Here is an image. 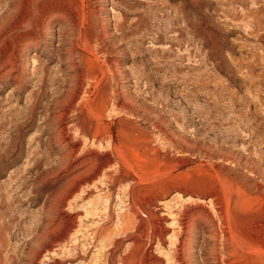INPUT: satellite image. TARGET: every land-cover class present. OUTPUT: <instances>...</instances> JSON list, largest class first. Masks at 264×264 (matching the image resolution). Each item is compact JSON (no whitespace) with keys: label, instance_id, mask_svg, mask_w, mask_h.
I'll return each mask as SVG.
<instances>
[{"label":"rangeland","instance_id":"rangeland-1","mask_svg":"<svg viewBox=\"0 0 264 264\" xmlns=\"http://www.w3.org/2000/svg\"><path fill=\"white\" fill-rule=\"evenodd\" d=\"M81 1L83 17L104 39L102 50L91 42L94 56L113 64L115 78H108L105 109L79 101L67 119L92 110L112 121L118 157L106 168L110 180L101 176L71 194L72 175L55 142L54 114L66 105L45 103L55 93L50 85H64L60 79L74 71L62 72L74 63L92 76L76 98L93 90L100 73L80 61L78 49L71 56L60 49L66 30L54 21L39 47L20 53L27 77L0 81V264H121L135 249L126 264H174L169 257L181 239L183 264H264L257 251L264 250L257 171L264 170V0ZM187 196L213 198L231 233L216 220L183 236L176 226L166 229L169 212L193 213ZM68 215L78 217L82 234L66 237ZM89 228L104 229L103 238L92 243Z\"/></svg>","mask_w":264,"mask_h":264},{"label":"bare ground","instance_id":"bare-ground-1","mask_svg":"<svg viewBox=\"0 0 264 264\" xmlns=\"http://www.w3.org/2000/svg\"><path fill=\"white\" fill-rule=\"evenodd\" d=\"M83 12H84L83 3L81 0H0V81H3L4 79H11L16 82H19L21 78L27 77L26 74H24L21 71V66L19 65V62H18L20 53L24 52L26 47H29V46L39 47V44L42 42L44 31L45 30L48 31L49 26L54 21H58L65 28L64 30H66V34L64 35L60 43L61 44L60 49L62 50V48L63 49L65 48V51H66L65 53H67L68 56H71L72 52L78 49V51H75L74 53L80 52V54H78L80 61H82L83 64L85 63L86 66L88 67H95L99 70L98 71L100 73L99 80L95 81L96 83L94 84L93 90L92 91H89L88 89L84 90L85 95L83 94L82 95L83 98L79 99L78 97L76 98L73 95L77 93V91L76 93H74L75 89L76 88L79 89L78 86L83 84V82L86 81V79H88V77L91 76V75L89 76L90 72L88 73V70L86 71L80 68L79 65L77 64L78 62L74 63L73 67L66 69V70L64 69V71L62 72L63 76L68 75L72 71H74V73L69 74L68 78H65V79L62 78L63 80L60 79L61 81L58 79L59 77L58 78L56 77V79H58L60 82L64 81V85H63V82L61 84L58 81H57L58 84L56 86H54L53 84L50 85L54 87V88L52 87L53 88L52 92H55V93H54V96L52 97L50 96L51 98L48 99L47 102L45 103V106L47 104H49L50 106L51 105L53 106L66 105L64 111H57V113L54 114L55 121H58L57 123H59L58 129L55 133L56 136L59 137V140L56 139L55 142L60 143L61 145L60 149L63 150V156H64L63 162L64 164H66L65 165L66 171L69 172V175H72V178H70L69 180V184L73 185L74 187L72 189L73 191L71 192V194L74 197L79 192H84V190H86L88 187L94 186L96 183V179L100 178L101 176H103L104 178L106 177V179L108 177L109 179L110 175H108L109 173L106 172V168L112 165L114 163V159L118 157L117 156L118 146L116 147L115 138H114V126H113L112 121L105 122L104 120H102V118H98L99 116L94 117L93 114L91 115L89 113L92 111L90 108L89 110L91 111L86 112V113H83L84 110L83 112L81 110H79L78 112L76 111L78 115L74 117L75 121L67 119L69 116L68 114L69 111L72 112L73 105L76 102L81 101L82 103L83 101V103H87L88 101H94L98 103L99 105H101V108H104L106 106L107 102L110 100V95H109L110 93L108 94L107 92L108 78L113 77L114 70H115V69L113 70L112 63L105 62L106 65H104V63H100L97 60L98 58L94 56V51H96V48L97 49L99 48L102 50L103 47L101 48V44L104 43L103 41L104 39H102L99 36L100 34L94 31L93 22H92V19H90L91 16L86 19V17L85 18L83 17ZM16 30L23 31L21 34L18 31V33L21 36V40L15 39L17 37L16 36L17 34H15ZM105 34H106V31H104L103 33L104 37H105ZM91 42L97 43V47L95 49L92 48ZM58 58L60 61L61 60L63 61V59H61L60 56ZM45 75H48V74L45 73ZM43 76L44 75H41V77L39 76L40 83H38L39 84L38 88L41 91L44 90L43 84H45L43 83ZM53 80H52V83L56 84L55 82H53ZM91 81L92 80H90V82ZM60 84L63 85L64 88L59 93L58 90H60L59 89ZM88 84L90 85V83ZM51 95H53V93ZM77 95H79V93ZM116 102H117V98H116L115 103ZM130 103L131 102H129V104ZM121 107L126 108L127 105L126 107L123 105ZM102 111L103 109L101 111L98 110L97 113L101 112L102 114L103 113ZM125 111L126 110H124V113ZM97 113L96 115H98ZM126 128L127 127L125 128L122 127L119 130V134H123L124 132H126L125 131ZM79 136L83 137V141L82 140L79 141ZM78 141H79V144L75 145V143H78ZM102 143H105L107 145L104 147ZM90 145H98V147L103 148V150L101 151L95 150V149L93 150L92 148H89ZM246 164L248 165L249 163L247 162ZM249 168H251V171H254L257 169V168H254L253 165L251 167L249 166ZM257 171H259L258 172L259 177L264 182V170L257 169ZM125 176H127V174H123V177ZM132 194H133L132 190L129 189V193H128L129 199H128V204H127L129 206L135 205V203L133 202L134 200H132V197H133ZM187 200L195 201V204L193 201V205H194V209L192 210L193 213L181 216V215H177L176 212H173L174 210L169 212L168 215H166L168 216L166 217V219L171 220V222L170 224L165 226L166 229L171 230L172 227L176 226L175 228H178L176 230L179 233H181V235L183 236V235H186L188 229L192 226L198 227V228L202 226H210L212 225L211 224L212 221L216 220L219 226L223 225L227 229V231H229L230 229L229 221H227L229 217L226 219L227 214L225 215V213L221 209L215 206L213 198L205 199V198L200 197V198L192 199L191 196H187L186 201ZM160 204H164V203H160ZM226 210L225 212H227ZM77 218L78 217H76V215L75 216L68 215V218L66 221L68 222V224L67 226H65L66 227V233H65L66 237L77 235V233L82 234L81 232H78L81 228L76 229L77 225H76L75 220ZM125 223L123 224L124 227H125ZM128 224H126V227H128L127 226ZM224 231L225 230L221 231L222 237L224 235ZM89 232L92 237L91 239L93 240L92 243L97 238L102 239L103 235L105 234L104 229H101V228L100 229L98 228L90 229L89 228ZM210 233L215 234L214 231ZM229 233L231 232L229 231ZM175 235L176 233L172 232L170 237L175 236ZM161 237H164V236H161ZM182 242H183V239L179 241V244H181V248H176L175 250L176 252H174L172 255L173 257L172 258L169 257L170 260H172L174 264H183V257L181 254V249L184 247V244ZM136 244L134 246H137ZM139 247L140 246L138 244V248ZM135 250L137 251V249ZM257 251L259 252L258 255L261 253L260 255L262 256L263 254L264 256V250L259 249ZM135 252L134 253L130 252L128 255L122 257L120 259V263L126 264V262H128V259L134 258V254H136ZM51 253H53V250L51 251ZM182 253L184 254V252Z\"/></svg>","mask_w":264,"mask_h":264}]
</instances>
